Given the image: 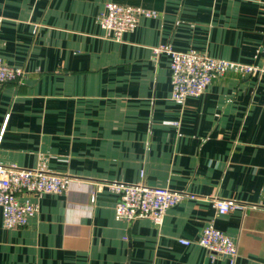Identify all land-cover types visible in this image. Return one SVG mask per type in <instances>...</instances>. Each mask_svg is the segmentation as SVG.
Wrapping results in <instances>:
<instances>
[{
    "label": "crops",
    "instance_id": "obj_1",
    "mask_svg": "<svg viewBox=\"0 0 264 264\" xmlns=\"http://www.w3.org/2000/svg\"><path fill=\"white\" fill-rule=\"evenodd\" d=\"M107 2L156 16L116 42L97 23ZM158 46L262 67L264 0H0V63L23 72L0 87V165L70 179L30 197L22 228L0 209V264H264V73L227 70L178 105ZM115 182L194 198L159 224L116 220ZM213 197L240 208L219 215ZM207 224L232 263L197 245Z\"/></svg>",
    "mask_w": 264,
    "mask_h": 264
},
{
    "label": "built area",
    "instance_id": "obj_2",
    "mask_svg": "<svg viewBox=\"0 0 264 264\" xmlns=\"http://www.w3.org/2000/svg\"><path fill=\"white\" fill-rule=\"evenodd\" d=\"M155 12L137 6L119 5L112 2L104 4L97 16L99 27L113 41H120L124 33L131 32L140 18H154ZM166 53L169 56L171 72V100L183 105L187 98L198 97L211 84L214 78L222 76L227 70L237 69L245 76L264 73L262 67L247 66L223 59L212 58L193 50L174 51L168 46H158L153 53ZM20 68L0 63V87L6 83L22 79ZM164 124H175L165 121ZM70 179L40 169L28 170L15 166L0 165V209L2 224L5 228H22L37 212V204L31 196L42 194H63L69 186ZM116 196L114 218L133 221L150 218L159 224L163 213L177 205L186 197L194 198L183 191H172L165 188L148 187L139 182L135 184L111 183L107 185ZM212 206L219 215L228 214L240 205L228 199L211 198ZM184 246L186 240H178ZM211 258L224 256L233 262L236 256L234 242L211 224L205 225L197 240Z\"/></svg>",
    "mask_w": 264,
    "mask_h": 264
}]
</instances>
